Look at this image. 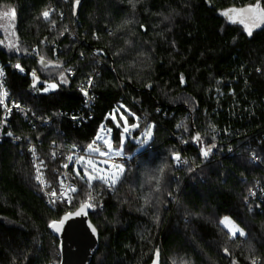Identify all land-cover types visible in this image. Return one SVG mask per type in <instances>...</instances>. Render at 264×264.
I'll return each mask as SVG.
<instances>
[{"label":"trees","instance_id":"trees-1","mask_svg":"<svg viewBox=\"0 0 264 264\" xmlns=\"http://www.w3.org/2000/svg\"><path fill=\"white\" fill-rule=\"evenodd\" d=\"M260 1L0 0L9 12L0 17L1 82L21 108L1 120L0 102V264H60L50 225L89 193L100 236L91 264H264V23L249 36L230 11ZM41 58L63 67L43 69ZM91 76L92 119L79 123L71 118ZM50 83L57 89L44 92ZM122 104L138 118L132 135L153 127L151 143L137 151L127 138L132 159L114 186L89 188L70 164L77 191L49 205L31 147L47 191H60L68 152L85 150ZM120 136L115 129L116 147ZM259 187L261 199L247 203ZM225 217L244 235L229 234Z\"/></svg>","mask_w":264,"mask_h":264},{"label":"built area","instance_id":"built-area-1","mask_svg":"<svg viewBox=\"0 0 264 264\" xmlns=\"http://www.w3.org/2000/svg\"><path fill=\"white\" fill-rule=\"evenodd\" d=\"M35 52L37 53V51H35ZM17 69H19V68H17ZM21 73H23V72L21 71ZM33 74H34V76H38L37 72H34ZM3 77H4L3 75L0 76V85H2L1 81H2ZM89 81H91V83H89ZM93 83H94V77L91 76L86 81L85 85L82 87L83 103H82L80 111L77 113V116L71 118L73 121H77V122L80 123V122H86L87 120L92 119V109H93L94 100H95V98L92 95ZM50 84H55V83H50ZM55 89H57V85H56ZM3 93H6L4 86H2V88H0V94H1L0 100H2L1 104H2V107L4 109L2 117H1V120H6V119H8V117L10 116V114L12 113L13 110L18 111L21 108H20L19 104L9 105L8 104V97L6 95H4ZM85 93H87V94H85ZM29 119L33 123L34 122H38V120H39L38 117H36L34 114H30L29 115ZM51 121L52 120L50 118H46L45 120H39V122L42 125H48V124L51 123ZM1 138L2 137H1V129H0V139ZM14 141L17 142V141H20V139L19 138H15ZM90 144H92L93 147L101 148L100 144L98 142H96V141H93ZM31 151H32L33 165H34V168H35V178L38 175H40L42 177L43 181H44V183L42 184L36 178V181L39 184L43 195L46 197L47 203L49 205H52L53 201H65V202H68L69 199H67L66 197H69L70 192L68 193V195L66 197L64 195H60V193L62 191L65 193L70 187H74L73 184L70 182V180L68 178V173H67V168L70 165L69 157H71V158H72V156H79L80 157L83 154H85L86 149L83 150V151L72 149V150H70L68 152L67 163L65 164V165H68V166L67 167H65V165L63 166L64 169H65V175L62 176L63 187H62V184H61L60 191H52V192L56 193V196L50 195V193H52V192H48L47 191L48 183H47V180L45 178V167L42 166V162L38 161V157L36 156L35 150H34L33 147H31ZM131 159H132V157L130 155L123 153V154H120L119 156L116 155L114 158H112L110 160V163L112 165L113 164H119V165L126 166L131 161ZM251 160L253 161V163H255L257 165H260V166L262 165L261 158L259 156L255 155V154L251 155ZM262 196H263V191L259 187L255 191H252L250 193L247 203H250V202L252 203V202H254V201L258 200V199H261Z\"/></svg>","mask_w":264,"mask_h":264},{"label":"rangeland","instance_id":"rangeland-1","mask_svg":"<svg viewBox=\"0 0 264 264\" xmlns=\"http://www.w3.org/2000/svg\"><path fill=\"white\" fill-rule=\"evenodd\" d=\"M49 85H53V84H46V88H48L49 90L44 91V92H49V91L55 90V88H50ZM108 118L110 119L112 124L106 125L105 123H103L101 125V127L99 128V131L96 135V138H97V136H99L100 139L95 138V141L100 144V147H101L100 150L102 152H106L107 155L102 156V155H100L99 152H93V151L89 150V148H87L88 147L87 146L85 148L86 149L85 154H83L80 157L79 156H72L71 160L69 159V163L70 164L73 163V164H75L76 167H79L82 170L83 174H84L85 168H87L89 172H91V170H92V165L87 164L88 160H91L93 162V164L95 165V167L100 170V173H99L100 175H111V173H116V172H118V169H115V168L112 169V167H111L112 164L110 163V160L116 156L115 155L116 152H119L120 154L124 153L122 147L127 142L128 137H130L131 141L138 146L137 151H140V150L144 149L145 147H147L153 139V127L146 128V129L140 131L137 135H132L133 131H132L131 123H130V118H133L136 122L138 121V118L135 114H133L129 110V108L127 106H125L123 104L119 108H117L112 114H110ZM125 127L128 128L127 132L124 131ZM115 129H119L121 131V136H120L121 137V147L114 146L113 136H114ZM133 129H134V127H133ZM149 129H151V132H152L151 137H147L145 135V133ZM105 140H107L111 144V150H109L108 146L104 143ZM81 157H83L84 159L80 160ZM122 166L124 168V171L122 173H119L118 179L116 180L115 185L118 183L120 178L125 173L126 166H124V165H122ZM63 175H65V172L63 173ZM68 178H69V176H68ZM97 181L104 183L103 181H100V180H94L92 182H97ZM106 185L110 186V183L106 184ZM68 193H69V191L67 190L65 192L64 196L66 197L68 195ZM225 218H228V217H225ZM225 218H223L222 221H224ZM228 219L232 223H234L232 221V219H230V218H228ZM222 221H221V225L224 227V229L229 234H231L232 236L239 234V232H236V234L233 235L232 232L230 231V225L222 223ZM236 226H238V225H236Z\"/></svg>","mask_w":264,"mask_h":264},{"label":"water","instance_id":"water-1","mask_svg":"<svg viewBox=\"0 0 264 264\" xmlns=\"http://www.w3.org/2000/svg\"><path fill=\"white\" fill-rule=\"evenodd\" d=\"M263 0L259 2L262 3ZM83 1H80V4ZM38 64L43 69L62 68L63 65L49 62L45 59H39ZM39 78H36L33 87H36ZM113 169V168H112ZM80 207L72 214L63 224H59L67 214H64L59 221L57 227H50L52 234L59 241L60 264H91L100 244V236L97 228L90 220L91 208H86L80 215H75ZM95 229V231H93Z\"/></svg>","mask_w":264,"mask_h":264},{"label":"snow or ice","instance_id":"snow-or-ice-1","mask_svg":"<svg viewBox=\"0 0 264 264\" xmlns=\"http://www.w3.org/2000/svg\"><path fill=\"white\" fill-rule=\"evenodd\" d=\"M76 3L78 4L79 3V0H76ZM11 11V14L12 16L14 17L15 15V10L14 9H11L9 10ZM231 12L235 13V12H239L241 13L244 18H242L239 22L244 24V27H245V30L247 32V34L249 36L252 35V29L256 28V27H259L261 23H264V8H262L260 6L259 3H257L255 6H249L247 8H244V9H239V10H236V9H231L230 10ZM42 15L45 19H47L50 15V12L48 10H45L42 12ZM223 15L225 16H229V12H224ZM9 16V12L8 11H4L2 13H0V17H8ZM229 19H231V16H229ZM246 20L248 21H251V23H247ZM233 22H236L235 20H233ZM15 67L17 68H20V65H16ZM21 71H23L22 68H20ZM3 75V72L0 71V76ZM34 75V74H33ZM62 81L63 82H66V80H64L63 77H61ZM89 83H91V81H89ZM50 88H55L56 85L53 84V85H49ZM0 88H2V85H0ZM49 89L48 88H45L44 91H48ZM4 95H6V93H3ZM87 94V93H85ZM0 102H2V100H0ZM133 127H135V125H133ZM110 131V130H109ZM125 132L128 131V128L125 127L124 129ZM9 135H11V133H9ZM145 135L147 137H151L152 135V132H151V129H149ZM96 139H100L99 136H97ZM196 139H199V137H196ZM104 143L108 146V149L111 150V144L105 140ZM214 147V146H213ZM89 150L93 151V152H99L100 155H107L106 152H102L100 150L99 147H93L92 144H89L88 146ZM211 151V149H207V150H204L203 151V155L204 156H207L209 154V152ZM115 155L119 156L120 153L119 152H116ZM174 158L179 161L180 160V157L178 154H174ZM69 159L71 160V157H69ZM84 158L81 157L80 160H83ZM87 164L88 165H92V170L91 172L88 171L87 168H85V171H84V176L87 178V183L89 185V188H91L92 186V181L94 180H100V181H103L105 184H109L110 183V186H114L115 183H116V180L118 179V175L119 173H122L124 171V168L122 165H119V164H113L111 167L112 168H115V169H118V172L116 173H111V175H100V170L98 168L95 167V165L93 164V162L91 160H88L87 161ZM65 167H67V165H65ZM77 175H79V172H77ZM37 180H39L42 184L44 183L42 177L40 175H38L37 177ZM83 179V177H82ZM62 184V187H63V182H61ZM69 192H76L77 189L75 187H70L68 189ZM50 195L52 196H56V193L55 192H52L50 193ZM60 195H65V193L62 191L60 193ZM67 199H71V197H66ZM93 199L91 193L88 194V198L86 201L82 202L81 203V206H80V209L77 213H75V215H80L82 212H84V210L86 208H91L93 207L94 205L90 202L91 200ZM55 201H53L54 203ZM72 215V214H67L61 221H59V224H63L64 223V220H67L69 218V216ZM222 223H225V224H228L230 225V231L232 232L233 235L236 234V232H239V234L241 236L244 235V232L242 229H240L238 226H236L234 223H232L228 218H225L224 221H222ZM50 227H53L55 228L57 231H59V227H57V222H53ZM93 231H95V229H93ZM225 251H227V249H225ZM253 264H256L255 261H253Z\"/></svg>","mask_w":264,"mask_h":264}]
</instances>
